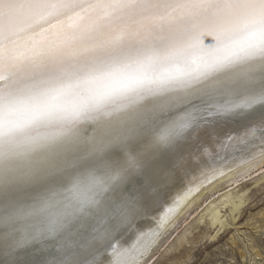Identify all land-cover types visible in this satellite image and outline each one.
Listing matches in <instances>:
<instances>
[{
  "label": "snow or ice",
  "instance_id": "snow-or-ice-1",
  "mask_svg": "<svg viewBox=\"0 0 264 264\" xmlns=\"http://www.w3.org/2000/svg\"><path fill=\"white\" fill-rule=\"evenodd\" d=\"M228 117L264 135V0H0V264H102L148 156Z\"/></svg>",
  "mask_w": 264,
  "mask_h": 264
},
{
  "label": "bare ground",
  "instance_id": "bare-ground-1",
  "mask_svg": "<svg viewBox=\"0 0 264 264\" xmlns=\"http://www.w3.org/2000/svg\"><path fill=\"white\" fill-rule=\"evenodd\" d=\"M263 164L264 135L260 125L257 121L233 117L213 122L199 140L190 141L182 152L150 154L144 167L124 186L123 192L134 191L126 197L135 203L136 211L111 230L109 240L100 250L102 264H142L160 235L175 226L194 205L200 206L199 201L206 192L217 191L224 183L237 184L245 173ZM132 180L139 181L140 189L129 185ZM143 193L150 196L147 203ZM229 195V191L220 194L207 208L215 222L221 218L212 206L225 203ZM240 207L241 202L235 203L232 211ZM105 223L101 220L86 222L88 235L83 234L80 240L85 248L92 242L95 231ZM84 226L82 232L86 230ZM184 233L178 240L185 237Z\"/></svg>",
  "mask_w": 264,
  "mask_h": 264
},
{
  "label": "rangeland",
  "instance_id": "rangeland-1",
  "mask_svg": "<svg viewBox=\"0 0 264 264\" xmlns=\"http://www.w3.org/2000/svg\"><path fill=\"white\" fill-rule=\"evenodd\" d=\"M256 167L237 184L224 183L217 191L206 192L200 206L194 205L160 235L142 264H264V164ZM226 191L230 192L226 202L212 206L221 218L215 222L207 208ZM240 202V209L232 211ZM183 232L185 237L178 240Z\"/></svg>",
  "mask_w": 264,
  "mask_h": 264
},
{
  "label": "water",
  "instance_id": "water-1",
  "mask_svg": "<svg viewBox=\"0 0 264 264\" xmlns=\"http://www.w3.org/2000/svg\"><path fill=\"white\" fill-rule=\"evenodd\" d=\"M161 158V157H160ZM129 185H131V187L133 188V189H140L139 188V181H134V180H132L130 183H129ZM131 192H134V191H126V192H123V194H124V196H125V198L127 199V197H128V195H130V193ZM127 196V197H126ZM85 226V228H86V230H84L83 232H82V230H81V235H80V237H79V240H81V239H83V237H84V235L83 234H86V235H88V228H87V224H86V222H85V224H84ZM83 227V226H82ZM3 259V257H0V260H2Z\"/></svg>",
  "mask_w": 264,
  "mask_h": 264
}]
</instances>
